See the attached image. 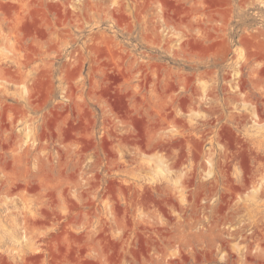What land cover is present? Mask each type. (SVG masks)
Wrapping results in <instances>:
<instances>
[{"label": "rangeland", "instance_id": "obj_1", "mask_svg": "<svg viewBox=\"0 0 264 264\" xmlns=\"http://www.w3.org/2000/svg\"><path fill=\"white\" fill-rule=\"evenodd\" d=\"M0 264H264V0H0Z\"/></svg>", "mask_w": 264, "mask_h": 264}]
</instances>
